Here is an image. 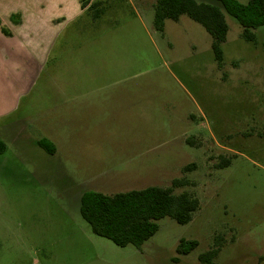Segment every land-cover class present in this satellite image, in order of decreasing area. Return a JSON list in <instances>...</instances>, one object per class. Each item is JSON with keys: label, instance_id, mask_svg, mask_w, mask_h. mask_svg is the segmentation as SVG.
<instances>
[{"label": "rangeland", "instance_id": "374dc122", "mask_svg": "<svg viewBox=\"0 0 264 264\" xmlns=\"http://www.w3.org/2000/svg\"><path fill=\"white\" fill-rule=\"evenodd\" d=\"M99 1L100 16L47 38L45 61L0 117V264H202L219 237L211 264H264V26L247 42L224 13L218 68L211 37L187 16L159 32L155 0ZM174 179L188 183L174 194L199 208L185 225L160 219L139 249L94 235L80 216L84 192ZM180 239L198 246L178 256Z\"/></svg>", "mask_w": 264, "mask_h": 264}, {"label": "trees", "instance_id": "16d2710c", "mask_svg": "<svg viewBox=\"0 0 264 264\" xmlns=\"http://www.w3.org/2000/svg\"><path fill=\"white\" fill-rule=\"evenodd\" d=\"M81 9L92 12L97 18L103 12L99 0H79ZM224 13L234 19L241 27V37L247 42L255 41V33L264 26V0H155L153 5V27L161 32L165 20L177 21L185 15L198 23L211 37V50L214 60L221 68L223 54L221 44L227 34ZM15 24L20 19L11 16ZM3 35L11 36L9 30L0 22ZM186 142H191L187 139ZM3 145L0 143V152ZM223 161L219 166H226ZM194 165L184 167L190 171ZM184 179H174L169 187H146L141 190L116 193L111 196L99 192H84L79 197V213L89 225L92 233L111 241L123 248L133 246L139 249L158 230L157 222L162 218H171L179 225L191 221L192 214L198 210L199 201L187 193L174 194L173 189L187 185ZM222 239L219 237L210 250L199 255L202 264H211L220 252ZM194 240L180 239L176 248L178 256H185L196 249ZM177 259H175L176 261Z\"/></svg>", "mask_w": 264, "mask_h": 264}, {"label": "crops", "instance_id": "0c3cea01", "mask_svg": "<svg viewBox=\"0 0 264 264\" xmlns=\"http://www.w3.org/2000/svg\"><path fill=\"white\" fill-rule=\"evenodd\" d=\"M85 12L79 0H0V22L18 36L13 41L0 31L1 38L10 40L0 41V117L11 113L16 104L19 93L14 85L32 81L45 61L47 38L50 41L64 21ZM11 16L20 22L13 23ZM30 35H38L37 40Z\"/></svg>", "mask_w": 264, "mask_h": 264}]
</instances>
